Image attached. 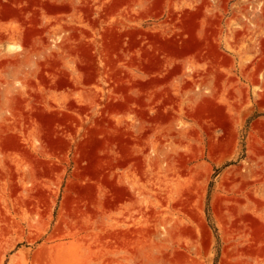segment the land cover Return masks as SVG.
Masks as SVG:
<instances>
[{
	"label": "rangeland",
	"instance_id": "obj_1",
	"mask_svg": "<svg viewBox=\"0 0 264 264\" xmlns=\"http://www.w3.org/2000/svg\"><path fill=\"white\" fill-rule=\"evenodd\" d=\"M0 264H264V0H0Z\"/></svg>",
	"mask_w": 264,
	"mask_h": 264
}]
</instances>
